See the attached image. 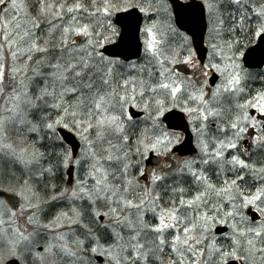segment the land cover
<instances>
[{"label":"snow or ice","instance_id":"6c2138e0","mask_svg":"<svg viewBox=\"0 0 264 264\" xmlns=\"http://www.w3.org/2000/svg\"><path fill=\"white\" fill-rule=\"evenodd\" d=\"M184 11L207 62L168 0H0V264H264V72L246 51L264 0ZM133 18L143 62L105 55ZM174 111L198 160H174Z\"/></svg>","mask_w":264,"mask_h":264},{"label":"water","instance_id":"95a60500","mask_svg":"<svg viewBox=\"0 0 264 264\" xmlns=\"http://www.w3.org/2000/svg\"><path fill=\"white\" fill-rule=\"evenodd\" d=\"M188 2H192V0H189ZM195 4H200L201 2L198 0H194ZM168 3L171 7L174 24L180 31H186L188 35L192 37V46L194 49L197 50V58L202 59L205 61L207 49L204 46V36H205V30L203 27L204 21L200 19H196L193 21L191 19L190 13L184 11L186 2H183L181 0H168ZM121 15H128V14H121ZM136 15H139L136 13ZM115 19V18H114ZM142 19L140 21V27L142 24ZM137 23L135 19L133 18V22L129 25H127L126 29L122 28L121 31L125 33L123 42L117 39L116 43L106 45L105 49L103 50L105 52V55L110 56L112 58H119V59H125L127 58V61L131 60H138L141 57L142 54V44L140 41H138L134 35L135 29H136ZM254 50V51H253ZM246 51L252 52V61H253V67L249 69H260L264 65V40L258 39L256 44L250 48H248ZM245 67H248L245 65ZM135 113L134 118H139L143 115V113L137 112L135 110H132ZM163 123L167 126L168 129L172 131H179L183 134L184 139L176 146L173 151L175 154H177L181 158H196L198 155L197 150L194 147L193 144V136L189 130V125L185 119V116H183L182 113H179L178 111H174L173 113H166L165 116L162 117ZM61 135L65 137L64 144L67 145L69 148H71L74 152V156L77 155L80 144L77 141L76 137L68 132L67 130H60ZM178 149V150H177ZM158 159L153 156L152 154L149 155L146 166H157L158 165ZM73 172V168H72ZM72 179V176H68V180ZM249 212V210L247 211ZM249 214H252L249 212ZM226 227L218 226V231H226ZM97 261H101L100 257L96 258Z\"/></svg>","mask_w":264,"mask_h":264},{"label":"flooded vegetation","instance_id":"af4514ba","mask_svg":"<svg viewBox=\"0 0 264 264\" xmlns=\"http://www.w3.org/2000/svg\"><path fill=\"white\" fill-rule=\"evenodd\" d=\"M181 1H183V2H186V0H181ZM189 1V0H188ZM200 2H201V0H199ZM258 41V39L257 40H253L252 41V43L251 44H248L247 45V49L248 48H250V47H252V46H254L255 44H256V42ZM204 46H205V48L207 49V38H206V32H205V36H204ZM193 47V46H192ZM246 49V50H247ZM142 55H143V52H142ZM142 55H141V58H142ZM141 58L140 59H138L137 61H130V62H135V63H140V62H142L141 61ZM204 62H207V53H206V58H205V61ZM249 71H252V72H254V73H260V72H264V65H263V67L262 68H260V69H254V70H252V69H249ZM143 117H139V118H135L136 120H141ZM186 118V120H187V117H185ZM161 120H162V117H161ZM163 127H165L166 129H168L167 128V126L163 123ZM169 131H172V130H170V129H168ZM189 130H190V132H191V134H192V136H193V141H194V134H193V132H192V129H191V126L189 125ZM172 132H175L176 134H178L180 137H181V140H180V143L179 144H181V142L183 141V139H184V136H183V134L181 133V132H179V131H172ZM179 144H177L176 146H178ZM175 146V147H176ZM150 154H152L153 156H155L158 160V165L157 166H146V161H147V159L144 161V167L146 168V170L147 171H149V172H151L153 169H158L163 163H164V161H165V157H158V156H156L154 153H150ZM149 154V155H150ZM198 158V157H197ZM182 159H188V158H181V157H179L177 154H175V157H174V160H182ZM194 159H196V158H194ZM246 212L248 211V210H245ZM226 231H227V229H226ZM225 231V232H226Z\"/></svg>","mask_w":264,"mask_h":264},{"label":"rangeland","instance_id":"374dc122","mask_svg":"<svg viewBox=\"0 0 264 264\" xmlns=\"http://www.w3.org/2000/svg\"><path fill=\"white\" fill-rule=\"evenodd\" d=\"M145 21H143L142 22V25H141V27L143 26V23H144ZM172 22H173V18H172ZM174 25V24H173ZM141 61L143 62V55H142V58H141ZM141 63V62H140ZM139 64V63H138ZM194 134V133H193ZM77 138V137H76ZM78 139V138H77ZM79 140V139H78ZM81 143V142H80ZM194 144H195V147H196V149L198 150V158H196L197 160L199 159V157H200V153H199V149L197 148V146H196V137H195V134H194ZM82 148H83V145L81 144V149H80V151L78 152L79 153V155L81 154V151H82ZM78 154H77V157L79 156ZM75 176H76V170H75V167H74V178H75ZM64 179L67 181V179H68V177H66V173H65V177H64ZM64 186H67V185H64ZM96 258L97 257H94L93 259H95L96 260ZM101 258V261L99 262V261H97L96 260V264H104V260H103V257H100Z\"/></svg>","mask_w":264,"mask_h":264},{"label":"trees","instance_id":"16d2710c","mask_svg":"<svg viewBox=\"0 0 264 264\" xmlns=\"http://www.w3.org/2000/svg\"><path fill=\"white\" fill-rule=\"evenodd\" d=\"M64 177H65V174H64ZM59 183V182H58ZM64 186V185H63Z\"/></svg>","mask_w":264,"mask_h":264}]
</instances>
